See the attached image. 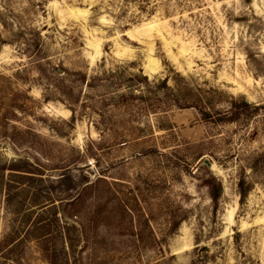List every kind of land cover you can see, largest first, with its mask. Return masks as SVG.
I'll use <instances>...</instances> for the list:
<instances>
[{
	"label": "rangeland",
	"instance_id": "rangeland-1",
	"mask_svg": "<svg viewBox=\"0 0 264 264\" xmlns=\"http://www.w3.org/2000/svg\"><path fill=\"white\" fill-rule=\"evenodd\" d=\"M0 264H264V0H0Z\"/></svg>",
	"mask_w": 264,
	"mask_h": 264
},
{
	"label": "trees",
	"instance_id": "trees-1",
	"mask_svg": "<svg viewBox=\"0 0 264 264\" xmlns=\"http://www.w3.org/2000/svg\"><path fill=\"white\" fill-rule=\"evenodd\" d=\"M33 44L34 45H31L30 47L29 46L28 47L31 48L32 51L34 52L36 46H38V42L35 40L33 42ZM105 78L106 79L108 78L109 80L111 79V80H115L116 81V75H114V74L109 76V77H105ZM142 78H143V81L146 80L145 77H142ZM95 79H96L97 82H100V83L105 82L102 78H99V77L94 78L92 80H87L85 77H83L81 82L85 83L89 87L90 82L95 80ZM109 80H107V81H109ZM161 85L166 90L165 91V95H169L167 97H171L172 98V100L170 99V101L168 103H166L167 102L166 100L164 101L165 108H178V109L194 108L197 111V113L200 116L202 121L211 122V123L223 122V119H218V120L215 119L213 117V115H212L213 111H210V109H208L207 107H203L202 105L196 106L197 104L195 106L194 105H188L186 103H182L181 104L178 101V99L174 97V94L172 93L171 89L169 87H167L165 81H162ZM228 121L229 122H234L235 119L233 117V118L229 119ZM25 173L32 174L31 172H25ZM207 176L210 177L211 175L209 173H206V176L204 178H206ZM26 177L27 178H31L29 176H26ZM204 178L202 179L204 184H205L204 187L206 189L210 188L209 189L210 190L209 191L210 192L209 193V199L211 200V202L214 205V207H216L217 204H218L219 198L221 196V186L219 184L214 185V179H210L209 181H207L206 180L207 178L206 179H204ZM205 180H206V183H205ZM50 204H53V203L50 202Z\"/></svg>",
	"mask_w": 264,
	"mask_h": 264
},
{
	"label": "water",
	"instance_id": "water-1",
	"mask_svg": "<svg viewBox=\"0 0 264 264\" xmlns=\"http://www.w3.org/2000/svg\"><path fill=\"white\" fill-rule=\"evenodd\" d=\"M202 164H206V161H204Z\"/></svg>",
	"mask_w": 264,
	"mask_h": 264
}]
</instances>
